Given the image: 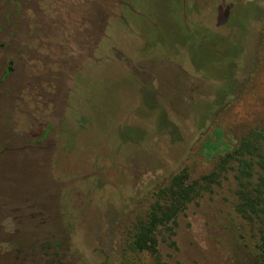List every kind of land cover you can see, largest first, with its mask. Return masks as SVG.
I'll return each instance as SVG.
<instances>
[{"label":"rangeland","instance_id":"obj_1","mask_svg":"<svg viewBox=\"0 0 264 264\" xmlns=\"http://www.w3.org/2000/svg\"><path fill=\"white\" fill-rule=\"evenodd\" d=\"M251 134L264 0H0V264H156L130 232L179 176L160 262L260 264L216 170Z\"/></svg>","mask_w":264,"mask_h":264},{"label":"trees","instance_id":"obj_2","mask_svg":"<svg viewBox=\"0 0 264 264\" xmlns=\"http://www.w3.org/2000/svg\"><path fill=\"white\" fill-rule=\"evenodd\" d=\"M218 162L216 170L220 173L217 175L226 173L227 165L228 168L233 166V179L237 187L233 212L254 229L257 237L256 258L260 264H264V141H259L256 135L251 134L243 138L233 152L220 158ZM185 181V176L175 177L170 187L161 192L169 202L168 205L154 203L146 218L133 224L129 239L131 252L154 256L157 259L155 263L162 264L157 255L158 228L166 226L171 220L174 221L180 207H186L202 190L197 182L186 184ZM228 225L227 232L234 234L235 227L231 222ZM241 241L243 242V238ZM239 245V249H247L242 243Z\"/></svg>","mask_w":264,"mask_h":264}]
</instances>
